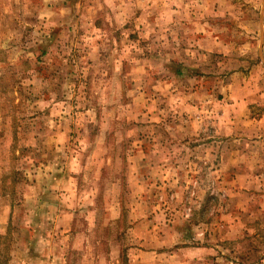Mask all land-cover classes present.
Segmentation results:
<instances>
[{
    "label": "rangeland",
    "instance_id": "374dc122",
    "mask_svg": "<svg viewBox=\"0 0 264 264\" xmlns=\"http://www.w3.org/2000/svg\"><path fill=\"white\" fill-rule=\"evenodd\" d=\"M169 230L264 264V0H0V264H132Z\"/></svg>",
    "mask_w": 264,
    "mask_h": 264
},
{
    "label": "crops",
    "instance_id": "0c3cea01",
    "mask_svg": "<svg viewBox=\"0 0 264 264\" xmlns=\"http://www.w3.org/2000/svg\"><path fill=\"white\" fill-rule=\"evenodd\" d=\"M142 222H136L135 223V233H139L140 231V226ZM138 237V235H136ZM152 237V236H151ZM180 235L177 233H170L169 230V252L167 255H163L162 251L156 250L155 246H148L146 250H137L134 249L131 251V263L132 264H159L161 262V258L167 257L168 260L166 259V263H172V264H191L189 261L190 257V251L192 250L191 247H182L181 246V240L179 238ZM174 238H177L173 244H171V240ZM142 246V245H139ZM155 248V249H154ZM154 249V250H153ZM198 250H202L201 248H198ZM202 252V251H201ZM147 260H150L153 262H149ZM181 260V261H179ZM185 260V261H184Z\"/></svg>",
    "mask_w": 264,
    "mask_h": 264
}]
</instances>
